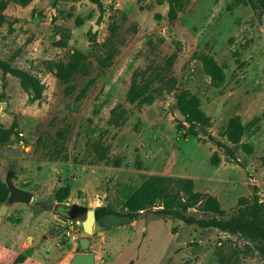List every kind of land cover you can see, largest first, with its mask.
I'll list each match as a JSON object with an SVG mask.
<instances>
[{
  "label": "rangeland",
  "instance_id": "rangeland-1",
  "mask_svg": "<svg viewBox=\"0 0 264 264\" xmlns=\"http://www.w3.org/2000/svg\"><path fill=\"white\" fill-rule=\"evenodd\" d=\"M100 2L0 0V264H70L83 231L80 220L10 203L8 177L55 204L127 214L154 175L190 179L219 208L202 197L182 213L225 228L188 223L156 200L128 224L94 229L95 264H264V10L234 0ZM75 51L86 72L62 82L57 66ZM200 54L222 68L217 84ZM135 73L145 96L129 103ZM191 101L210 126L187 120L181 106ZM233 116L245 126L238 144L224 135Z\"/></svg>",
  "mask_w": 264,
  "mask_h": 264
},
{
  "label": "trees",
  "instance_id": "trees-1",
  "mask_svg": "<svg viewBox=\"0 0 264 264\" xmlns=\"http://www.w3.org/2000/svg\"><path fill=\"white\" fill-rule=\"evenodd\" d=\"M97 4H101L100 0H91ZM237 3H245L251 5L255 12L259 10H264V0H234ZM176 17V11L171 8L170 10V18ZM114 52L115 49H112ZM200 61L203 64L204 71L208 74L213 83L217 84L218 81L223 79V70L222 68L214 61V59L208 55L200 54L197 55ZM86 55L80 53L79 51H75L70 59L66 63H60L57 66V76L58 79L62 82L69 83L72 81L77 75L82 74V72H86L87 66L85 63ZM161 75H156V79H158ZM85 92V91H84ZM145 88L144 85H140V81H138V74L135 73L132 79V84L127 93V101L129 103H135L140 101L145 96ZM82 96V95H81ZM181 109L186 113L189 112V116L187 120L191 123H199L205 126H210V117H208L199 107L197 101H191L187 106H181ZM115 112V111H114ZM118 122V121H117ZM245 131V126L242 123L239 116H233L228 121V124L225 128L224 135L227 139L233 143L238 144ZM7 185V183H6ZM192 181L190 179H180V178H169L163 176H150L147 178L138 188L132 192L131 200H129L128 208L130 212L127 214H119L110 209H106L101 207L96 211L97 218H101L108 214H117V215H126L131 217L134 220L137 216L136 212L139 209H143L140 207L143 204H152L156 200H161L164 206L170 210L172 214L176 217L188 222V223H197L201 226H222V222H214L207 220H199L197 221L193 217L185 216L181 209L193 207L196 203H198L202 197L203 206L205 209H213L218 210L219 203L218 201L210 196H203L199 193H194L192 190ZM171 186H176L177 192H174L171 189ZM8 187V186H7ZM5 190V185L0 181V205L5 201V197L3 195ZM181 192L184 194L180 195ZM185 200V201H183ZM264 253V249H263Z\"/></svg>",
  "mask_w": 264,
  "mask_h": 264
},
{
  "label": "water",
  "instance_id": "water-1",
  "mask_svg": "<svg viewBox=\"0 0 264 264\" xmlns=\"http://www.w3.org/2000/svg\"><path fill=\"white\" fill-rule=\"evenodd\" d=\"M183 118L185 117L183 116ZM5 155L8 157H18L19 152L15 149L7 148L5 150ZM6 183L10 190V195L8 199L10 203L32 202L55 212L59 216V218L72 221H82L83 231H81L79 239L81 251L73 254L72 258L70 259V264L96 263V255L93 252L89 251L91 235L94 232L95 228L105 230L110 229L112 227L122 226L132 221L131 217L129 216L117 214H108L98 219L96 216V211L103 206L94 208L86 207L80 204H55L53 201H50L44 197H34L31 191L25 190L17 186L12 181L11 177L7 178ZM7 210V204L0 205V217L5 215L7 213Z\"/></svg>",
  "mask_w": 264,
  "mask_h": 264
}]
</instances>
